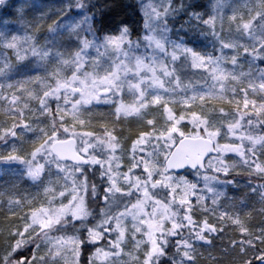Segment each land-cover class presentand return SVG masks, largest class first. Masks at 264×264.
Masks as SVG:
<instances>
[{"label": "snow or ice", "instance_id": "6c2138e0", "mask_svg": "<svg viewBox=\"0 0 264 264\" xmlns=\"http://www.w3.org/2000/svg\"><path fill=\"white\" fill-rule=\"evenodd\" d=\"M99 11L0 0V264H264V0Z\"/></svg>", "mask_w": 264, "mask_h": 264}, {"label": "trees", "instance_id": "16d2710c", "mask_svg": "<svg viewBox=\"0 0 264 264\" xmlns=\"http://www.w3.org/2000/svg\"><path fill=\"white\" fill-rule=\"evenodd\" d=\"M47 1L52 2L53 5H56L54 3H57L58 5L63 2V0ZM200 2H206V0H200ZM93 3H96L98 9H100L97 19L102 21V25L98 26L111 27L118 20H124L134 27H138L140 25V17L142 13H139V0H93ZM0 177V182L2 183L8 179L5 176ZM246 183V177H238V187L229 186L227 188L228 194L235 195L244 190Z\"/></svg>", "mask_w": 264, "mask_h": 264}, {"label": "rangeland", "instance_id": "374dc122", "mask_svg": "<svg viewBox=\"0 0 264 264\" xmlns=\"http://www.w3.org/2000/svg\"><path fill=\"white\" fill-rule=\"evenodd\" d=\"M44 2L45 3H48V4H50V5H53V3L52 2H49V1H47V0H44ZM54 4H56L57 5V3H54ZM61 4V3H60ZM60 4H58V5H60ZM8 179H9V177H7ZM0 179H1V177H0ZM4 183V182H3ZM2 182H0V185H2L3 184Z\"/></svg>", "mask_w": 264, "mask_h": 264}]
</instances>
